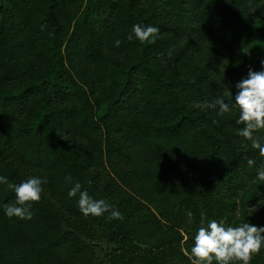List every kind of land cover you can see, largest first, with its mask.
Here are the masks:
<instances>
[{"label":"trees","instance_id":"obj_1","mask_svg":"<svg viewBox=\"0 0 264 264\" xmlns=\"http://www.w3.org/2000/svg\"><path fill=\"white\" fill-rule=\"evenodd\" d=\"M262 62L264 0H0V175L46 181L31 219L4 214L0 184V264H192L201 214L264 226L239 108L193 106ZM75 182L123 218L85 216Z\"/></svg>","mask_w":264,"mask_h":264},{"label":"clouds","instance_id":"obj_2","mask_svg":"<svg viewBox=\"0 0 264 264\" xmlns=\"http://www.w3.org/2000/svg\"><path fill=\"white\" fill-rule=\"evenodd\" d=\"M159 29L152 25L134 24L127 39L134 38L143 42L151 38L153 41ZM117 46L120 41H116ZM264 63V62H262ZM234 99L227 102L221 96L212 102L204 104L195 103L196 108L219 107V114L227 113L232 108H239L237 124H243L238 134L251 141V146L258 149L259 155L264 157V138L254 137V131L264 128V70L256 71L249 69L247 76L235 83ZM253 164L252 160L248 161ZM71 179V177H69ZM255 179L264 182V163L257 171ZM46 181L37 176H30L18 184L9 183L7 177L0 175V184H6L14 191L15 201L3 205L4 214L9 217L31 219V201H39L43 192L42 185ZM69 197H77L80 211L85 215L100 216L109 213L112 219H122V213L104 199H94L82 185L75 182L68 190ZM192 212L188 211L189 223H192ZM190 248L192 264H250L254 253L264 247V226L253 223H240L236 226L226 224L224 220L208 219L201 214L200 227L192 236Z\"/></svg>","mask_w":264,"mask_h":264},{"label":"rangeland","instance_id":"obj_3","mask_svg":"<svg viewBox=\"0 0 264 264\" xmlns=\"http://www.w3.org/2000/svg\"><path fill=\"white\" fill-rule=\"evenodd\" d=\"M196 50H197V58H195L193 61H197V59L204 58V57L206 56V52L204 51V50H205L204 47L198 46ZM251 209H252V208H248V212L251 214L252 217L257 216V213L260 212L259 209H256V210H257L256 213H253V211H251ZM261 251H262V250H261ZM261 251L258 252V253H254V254L252 255V258H251V260H250L251 264H254V263L252 262V260H253L254 257H255V258H258V259H262V258H263V254H262Z\"/></svg>","mask_w":264,"mask_h":264}]
</instances>
